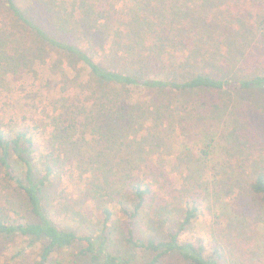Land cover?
Listing matches in <instances>:
<instances>
[{"label": "trees", "instance_id": "1", "mask_svg": "<svg viewBox=\"0 0 264 264\" xmlns=\"http://www.w3.org/2000/svg\"><path fill=\"white\" fill-rule=\"evenodd\" d=\"M260 39L264 0H0L2 264H226L217 216L207 241L183 235L218 191L246 186L236 217L264 207V167L240 176L239 155L226 170L253 144L243 99L264 96ZM26 84L32 104L10 94ZM174 123L197 128L192 148Z\"/></svg>", "mask_w": 264, "mask_h": 264}, {"label": "rangeland", "instance_id": "2", "mask_svg": "<svg viewBox=\"0 0 264 264\" xmlns=\"http://www.w3.org/2000/svg\"><path fill=\"white\" fill-rule=\"evenodd\" d=\"M253 51L259 52L260 53L259 57H262L264 59V45L262 43V39H260V41L257 42L256 48H254ZM36 88L37 86L34 89H31L30 86L26 84L25 92L30 91L31 92L30 94L24 95V91L22 93H19V91H17V87H15V89H12L10 94L11 96L16 97L20 103L25 102V104L26 103L32 104V99H34L36 96L35 94H33ZM37 92L38 94L44 92L46 94L45 98H47L49 94H54L51 88H43L42 86H39ZM255 95H256V99H250L248 101L243 99L244 104H247L249 106L248 109H245V113H246L245 115L247 116L248 119L252 120V121L249 120L248 122L249 127L244 130L243 134L245 138L247 137L250 143H253L254 145L253 144L249 145V143L246 142L244 138H241L243 145H240L236 150L229 151L228 156L230 157L231 161H228L226 166L227 171H233L234 167H236V164L239 162L238 156L239 155L242 156L247 161L246 162L242 161L240 167L237 169L240 171V176H243L245 174L247 177L250 175L248 173L250 163L255 168L264 167V96L259 94H255ZM18 96H20L21 98L19 99ZM238 97L240 98V95H238ZM22 98L24 99V101L22 100ZM248 98H250V96ZM231 103L229 104V106L232 105ZM255 103L260 104V108L262 109V111H259L255 108L256 106ZM25 104L21 108H23ZM45 106L46 103H44V99H42L40 102L37 101L35 105V108L37 109L33 114L38 115V112L44 110ZM16 109L18 110L15 111L14 118L18 117V112L20 110L19 107H16ZM31 112H32V107H30L28 111L26 110L25 114L28 116ZM171 130L175 136L174 141L176 147L178 148L181 147L180 141L184 138L183 140L185 142V136L187 134L188 136L189 135L191 136L186 138V144L191 148L193 147L195 141L193 142L192 136L195 135L197 128H194L192 131L189 130L179 131V129L176 127L174 123L173 126L171 127ZM219 154L221 153L219 152ZM232 155H234V158L232 157ZM221 159L222 156H218L217 160L220 161ZM209 160L210 159L206 158V160L202 162L200 159H198V162L195 165V167H198L200 164H203L204 166L205 170L203 172V177L200 178L201 180L208 178L211 175V172L216 170L211 167V163L209 162ZM232 164L234 166H232ZM224 166L225 164H223V168ZM166 169L168 171V174H170V176L173 177L174 179H176L180 175V171H182L181 168L176 167V165H170V168L168 165ZM218 170L220 171V169ZM184 173L185 171H183L182 174ZM222 175H225V173H222ZM1 184L3 183L0 182V185ZM243 187L244 185H241L240 188L238 187L235 188V192L239 194V197L237 196L236 200L230 195L225 196L221 191H218L219 193L218 202H212V201L204 202L202 204V213L200 217L195 221L193 225H191L184 232L183 236L191 240L197 236H201L205 239L208 238L207 234L208 232L210 233L211 231L209 225L214 220V217L217 216V218H215V220H217L216 221L217 223L215 222L214 225L215 237L213 239L214 240L217 239L223 244V248H224L223 255L226 264H264V207L258 208V212L260 214L257 217L251 215L250 217L244 216V218L242 219L240 217H236L233 215V211L236 210L235 209L236 206L235 205L232 206L231 204L238 205V209L241 208L244 212L245 211V209H243L244 204L249 203L250 199L251 200L253 199L252 196L247 192L246 186L244 188ZM5 190L9 192L10 190H12V188H8ZM72 202L73 199L71 197V201L69 202V204H71ZM66 204L68 203L66 202ZM258 204H264V202L258 201ZM227 220H230L231 222L230 227H227L225 225V222ZM90 226L92 227L93 225ZM209 243L207 244L208 247L210 246ZM71 251L74 252V249L64 250L61 253L60 257H67V258L70 257ZM163 263L181 264V262L175 256L172 257L167 256L166 258H164ZM0 264H2L1 261Z\"/></svg>", "mask_w": 264, "mask_h": 264}]
</instances>
